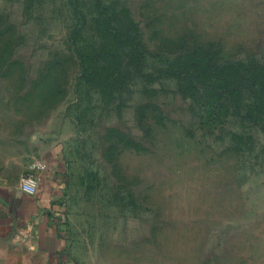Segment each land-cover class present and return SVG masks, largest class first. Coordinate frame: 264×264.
<instances>
[{"label":"rangeland","instance_id":"rangeland-1","mask_svg":"<svg viewBox=\"0 0 264 264\" xmlns=\"http://www.w3.org/2000/svg\"><path fill=\"white\" fill-rule=\"evenodd\" d=\"M104 16L142 44L117 92L91 67ZM198 47L264 67V0H0V175L60 154L77 264H243L264 231V127L156 78Z\"/></svg>","mask_w":264,"mask_h":264},{"label":"trees","instance_id":"trees-1","mask_svg":"<svg viewBox=\"0 0 264 264\" xmlns=\"http://www.w3.org/2000/svg\"><path fill=\"white\" fill-rule=\"evenodd\" d=\"M112 20L113 17L105 16L96 20L101 57L91 67L96 68L101 88L111 86L117 92L123 80L131 81L139 72L142 74L144 57L139 54L142 44L136 36H123L119 29L108 33L107 25ZM154 72L158 74L157 79L173 82L182 98L225 104L244 119L264 127V67L256 62H220L209 49L198 47L174 58H162ZM152 75H148L150 79Z\"/></svg>","mask_w":264,"mask_h":264},{"label":"crops","instance_id":"crops-1","mask_svg":"<svg viewBox=\"0 0 264 264\" xmlns=\"http://www.w3.org/2000/svg\"><path fill=\"white\" fill-rule=\"evenodd\" d=\"M44 160L47 169L38 174L33 196L20 189L26 171L18 178L0 175V264H77L67 249L60 154L51 152ZM247 254L243 264H264V231Z\"/></svg>","mask_w":264,"mask_h":264},{"label":"built area","instance_id":"built-area-1","mask_svg":"<svg viewBox=\"0 0 264 264\" xmlns=\"http://www.w3.org/2000/svg\"><path fill=\"white\" fill-rule=\"evenodd\" d=\"M46 169V161L38 160L31 163L26 173H24L19 179V185L22 192L31 196L35 195L37 193L38 174Z\"/></svg>","mask_w":264,"mask_h":264}]
</instances>
